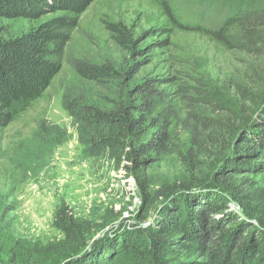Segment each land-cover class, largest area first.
<instances>
[{"label": "trees", "instance_id": "trees-1", "mask_svg": "<svg viewBox=\"0 0 264 264\" xmlns=\"http://www.w3.org/2000/svg\"><path fill=\"white\" fill-rule=\"evenodd\" d=\"M158 1L179 27L203 31L228 50L264 57V0ZM92 2L0 0V18L35 20L52 14L19 35L0 36V128L51 85L71 33ZM104 23L123 53L121 59L96 63L68 58L77 81L64 87L61 102L82 157L105 159L134 176L143 212L133 225L93 238L99 225L84 223L62 201L52 219L60 238L42 245L23 243L5 261L178 264L181 252L190 248L203 252L208 264H264V221L256 218L254 197L227 178L264 172V99L253 119L208 101L217 113L209 116L196 87L183 84L170 92L160 88L157 77L140 74L142 65L135 55L143 49H136L127 25ZM37 129L54 145L69 138L67 129L57 124L42 121ZM216 145L222 148L220 155L213 150ZM166 156L176 157L192 178L154 185L147 171ZM207 158L215 161L203 171ZM194 174L202 176L205 185L195 181ZM231 201L238 210L230 207ZM151 208L153 220L138 226L150 218ZM2 255L0 250V264Z\"/></svg>", "mask_w": 264, "mask_h": 264}, {"label": "rangeland", "instance_id": "rangeland-1", "mask_svg": "<svg viewBox=\"0 0 264 264\" xmlns=\"http://www.w3.org/2000/svg\"><path fill=\"white\" fill-rule=\"evenodd\" d=\"M169 4L173 6L172 1ZM51 16L35 20L0 18V36L19 35ZM104 21L127 25L136 49H143L141 55H135L142 65L140 74L157 77L160 88L170 92L183 84L196 87L203 99L202 109L209 116L217 114L209 104L213 102L233 109L245 119H253L264 99V57L228 50L203 31L179 27L158 0H93L71 33L62 68L51 85L18 112L11 123L0 128L2 264H8L6 255L10 256L23 243L42 245L60 238L52 219L62 201L84 223L99 225L93 238L133 225L143 212L134 176L105 159L82 157L71 119L61 102L64 87L77 81L68 58L83 57L96 63L121 59L123 53L110 38ZM177 101L184 106L180 96ZM42 121L66 128L69 138L54 145L37 129ZM213 150L217 155L222 153L218 145ZM214 161L207 158V165L201 169L209 171ZM147 172L154 185L192 178L174 156L162 158ZM193 176L198 183L204 181L200 175ZM227 178L253 195L256 218L264 221V172ZM230 207L239 209L232 201ZM149 215L138 226L150 224L155 217L152 208ZM176 263L208 264L203 252L190 248L181 252Z\"/></svg>", "mask_w": 264, "mask_h": 264}]
</instances>
